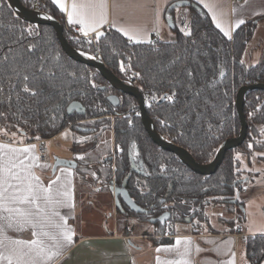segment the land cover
<instances>
[{"label":"trees","instance_id":"trees-1","mask_svg":"<svg viewBox=\"0 0 264 264\" xmlns=\"http://www.w3.org/2000/svg\"><path fill=\"white\" fill-rule=\"evenodd\" d=\"M20 2L58 20L72 47L100 59L118 78L133 80L144 94L156 130L200 164L213 161L222 142L239 135L241 123L235 109L238 90L246 84L264 83V62L248 67L241 61L258 19L239 27L229 39L198 4L191 3L190 35L175 29L172 41L131 43L113 29L92 39L79 36L67 28L64 14L50 0ZM28 28L33 29L31 35ZM5 55L7 61L3 60ZM13 63L20 69L19 76L9 71ZM23 75L29 77L30 92L23 91ZM114 92L95 68L76 62L64 52L52 27L22 20L8 0H0V128L24 133L29 142H37L57 136L72 122L75 125L71 128H77L85 139L78 140L83 146L90 143L87 136L94 130L82 125L85 120L114 116L108 129L114 131L115 170L113 173L112 161H108L111 158L105 157L96 174L109 187L113 176L117 186L127 190L143 210L136 213L142 223L169 216L165 223L158 220L153 224L157 236L165 235L167 224L208 222L206 207L241 205L236 197L241 186L238 155L248 157L264 149V91H251L246 96L244 113L248 123H253L246 140L228 151L218 170L208 176L195 173L175 154L149 139L133 97H125L126 103L117 108V114L107 101ZM74 101L85 107L84 115L67 113ZM127 112L130 116L125 118ZM250 137L258 143L250 144ZM79 152L84 155L87 151ZM134 152L139 172L131 169ZM85 159L86 165L76 160L80 174L84 166L98 162L92 156ZM119 208L128 218L135 213L123 204ZM246 252L249 264L264 263V234L247 237Z\"/></svg>","mask_w":264,"mask_h":264},{"label":"crops","instance_id":"crops-1","mask_svg":"<svg viewBox=\"0 0 264 264\" xmlns=\"http://www.w3.org/2000/svg\"><path fill=\"white\" fill-rule=\"evenodd\" d=\"M50 1L53 3V0ZM62 2L65 4V11H61L57 4H53L64 14L66 26H79L76 32L79 36L90 39L96 36L95 32H90L85 36L80 31L79 24H70L68 12L71 11L72 0H62ZM106 3L108 22L97 31L101 33L108 29L116 30L131 43L136 42L130 41L125 32H137L142 37H146L145 42L152 41L155 37L159 41H172L175 39V29H179L183 33L187 32V29H190L189 4L191 3L198 4L208 14L215 26L219 22L229 35L226 36L220 28L216 27L227 38L231 37L229 39H232L234 32L239 27L253 19H258L255 22L254 35L247 44L243 57L252 46V42L255 44L254 41L257 37L260 42H262L261 39L264 41V0H106ZM240 20H243L244 23L237 27ZM0 143H8L14 147L34 148L32 154L39 159L33 164L32 172L45 187L52 184L53 181H58L53 184V187H60L61 190H64L67 182L71 181V206H68L66 201L65 206L60 207L58 211L64 216L66 226L73 230V243L67 246L62 255L54 258L50 264H157V257L162 261L184 259L188 261V264H228L229 261L241 264L240 238L243 237L242 243L246 248L247 237L264 234V230H257L247 235L246 227L244 230L241 229L240 233L236 232L237 226L235 229L226 227L225 213L222 207V210L216 213L219 217L218 220H215L216 222L210 220L214 217L209 214L211 216L209 221L200 224L195 222L192 224L189 221L167 224L165 235L161 237L151 235L154 234L153 229L136 235L131 234L132 232H121L117 223L108 219V217H113L115 212L119 213L121 204L119 205L120 202L117 201L113 187H105L101 183L104 180H99L98 176H94L92 173H90L91 175L86 173V178L84 171L83 174L79 173L84 181L88 180L87 186H90L88 190L84 189L88 195H82L83 190L77 189L76 168L60 166L56 171H53L51 163L43 161L44 159L42 160L38 156V148L35 146L37 142L34 144L28 140L24 142L5 138V129L2 127L0 128ZM104 206L111 207L110 214L104 210ZM227 213L229 212L227 211ZM8 234L13 238L33 239L31 230L27 228L20 233L9 230ZM177 239L191 242L187 246L183 244L180 246V252H183L187 247V256L182 257L175 250L170 252L162 250L159 253L156 251L157 248L171 247L175 249ZM197 249L200 251L197 252ZM247 261L249 264L248 258Z\"/></svg>","mask_w":264,"mask_h":264},{"label":"snow or ice","instance_id":"snow-or-ice-1","mask_svg":"<svg viewBox=\"0 0 264 264\" xmlns=\"http://www.w3.org/2000/svg\"><path fill=\"white\" fill-rule=\"evenodd\" d=\"M53 3L57 4L61 11L66 10L62 0H53ZM68 21L70 24H79L83 35L95 32L99 37L102 33L97 30L108 22L106 0H72ZM242 23L244 21L240 20L236 26L239 27ZM216 26L226 36L229 35L219 22ZM26 31L31 35L33 29L28 28ZM125 35L136 43L146 40V37L137 32H125ZM185 35L190 33L185 32ZM11 39L12 37H9V40ZM9 51L11 52L10 45ZM3 60L7 61L8 56L5 55ZM9 71L12 75L19 76L20 69L17 64L10 65ZM22 79L25 82L23 91L30 92L27 86L28 75H23ZM31 94L35 95V92ZM166 98L172 100V96ZM33 152L32 147H14L8 143H0V264H50L73 243V230L66 226L64 216L58 211L60 207L65 206L66 201L68 206H71V181L67 182L64 190L53 187L58 181H53L45 187L32 172L33 164L39 159ZM26 228L31 230L33 239L13 238L8 234L9 230L20 233ZM190 243L188 240L177 239L175 249L157 248L156 251L159 253L162 250H175L183 257L188 255V249L185 247L184 251L180 252V246ZM199 251L197 249V252ZM157 264H188V261H162L157 257ZM228 264H234V261H229Z\"/></svg>","mask_w":264,"mask_h":264},{"label":"rangeland","instance_id":"rangeland-1","mask_svg":"<svg viewBox=\"0 0 264 264\" xmlns=\"http://www.w3.org/2000/svg\"><path fill=\"white\" fill-rule=\"evenodd\" d=\"M187 30V32H190V29ZM261 40L262 42H260L257 37L254 41L255 44H253L252 42V46L249 47V49L247 50V54L244 55L242 61L246 66H253L264 60V41L263 39ZM111 121H114V116H102L100 118L96 117L85 120L82 125L89 126V128L94 129H91V131L93 132L87 136V140L90 142L88 145H78V140L84 142L85 139L81 138V133L79 132V130H77V128L65 129L62 133L58 134L57 136L46 140L45 145L47 147V155L43 161L50 162L53 167L55 160L58 158L76 161L78 158L80 159V157H83V159L80 160L86 165L87 161L85 158H88V156H92L98 161L97 165H87L84 166L82 170L84 171L85 178L86 173L88 175H91L90 173H92L94 176H96V172L99 173L98 167L99 165H102L103 159L105 157H110V155L113 154L114 143L111 142L113 131L112 129H108L110 126L109 123H111ZM105 125L107 126L106 129H104ZM252 125L253 123L250 121L249 129L252 127ZM5 138L24 142H27L28 140V136L26 134L17 132L16 130L10 131L7 129L5 130ZM248 141L251 142L250 144H253L257 141V139L253 140L252 137H250ZM35 146L36 148L39 147L38 144H35ZM90 147H92V150H90ZM78 150L81 152H87H85L86 154L83 153L84 155H80V152ZM260 156L264 157V149L262 151H254L252 155L248 157L244 155L241 156L240 154L238 155V159H240L241 161L240 183L242 184V186L237 187L236 197L241 202V205L219 204L217 206L214 205L212 207H206L205 215L208 217V221L212 216L214 218L210 220H214V222H216L215 220L219 219L216 213L221 211L223 208V211L225 213L224 219L225 223L227 224L226 227L235 229V227L237 226L243 230L246 227L247 235H250L251 232H256L257 230H264V159H259L258 157ZM76 173L77 189L80 191L83 190L82 195H88V192L84 190H88L90 187L87 186L88 180L84 181L81 176H79V172L76 171ZM113 179L114 178L112 176V180ZM101 183L103 184L102 181ZM96 184V186H98V183ZM103 185L105 187H109V185L107 184ZM93 192L97 193L95 191ZM103 208L106 212L108 211V214H110V212L112 211L111 207L104 206ZM229 210H231L232 212L227 213V211ZM114 215L111 218L108 217V219L111 221H115L117 223L119 231L122 230L121 232H132L131 234L136 235L141 232L143 233L144 231L149 232V230L153 229L154 234L151 235L159 234L155 225H151L149 223H142L141 221H139L140 219L137 217L136 213L132 214L133 217L131 218H128V216L126 217L125 215H122L118 212H115ZM217 225L219 226V224ZM242 241L243 237L240 238L239 244L241 264H244V262L245 264H248L245 244L243 246Z\"/></svg>","mask_w":264,"mask_h":264},{"label":"water","instance_id":"water-1","mask_svg":"<svg viewBox=\"0 0 264 264\" xmlns=\"http://www.w3.org/2000/svg\"><path fill=\"white\" fill-rule=\"evenodd\" d=\"M8 2L14 9L16 15L22 20L36 26L52 27L56 33V36L64 52L71 59L81 64L95 68L110 83V85L113 86L115 89H117L119 92L135 97L138 101L141 121L152 141L161 149L175 154L180 159V161H182L195 173L201 175H207V176L214 174L218 170L221 163L223 162L226 153L232 149L241 146L246 140L249 129V124L246 119V115L244 113V104H245L246 96L251 91H255V90L264 91V83L259 82V83L246 84L238 90L235 97V109L241 123V130L239 135L236 137L228 138L224 142H222V144L219 146L216 152L213 161L207 164H200L194 159V157L186 149L165 139L162 135H160L157 132L152 122V119L147 114L142 92L136 89L134 86H131L125 83L124 81H122L120 78H118L100 59L98 60L96 57L91 56L87 53H84L72 47L70 43L67 41L64 35L63 26L60 24L58 20L47 14L40 13L36 10L27 8L20 2V0H8ZM108 101L111 104H113L114 107H116L119 104V99L117 95L109 96ZM85 112H86L85 107L80 102L77 101L71 102L67 107V113L69 115L73 113H77L78 115H84ZM60 166H65L71 169H75L77 168L78 163L74 160H66V159L58 158L55 160L53 164V171H56V169ZM113 190L115 192L116 197L118 198L120 196L124 204L127 205L131 211L135 213L143 212V210L134 203V201L131 199L127 190L124 187H116V188L113 187ZM232 202L235 203L236 201H232ZM168 217L169 216L167 214H164L159 219L151 220L150 223L154 224L158 220L163 223Z\"/></svg>","mask_w":264,"mask_h":264},{"label":"flooded vegetation","instance_id":"flooded-vegetation-1","mask_svg":"<svg viewBox=\"0 0 264 264\" xmlns=\"http://www.w3.org/2000/svg\"><path fill=\"white\" fill-rule=\"evenodd\" d=\"M122 80V79H121ZM122 81H124V80H122ZM125 83H127V84H129V85H131V86H134L136 89H138L137 88V86H136V84H135V82L133 81V80H126V81H124ZM115 89V88H114ZM139 90V89H138ZM115 91H116V93L114 92V93H110L108 96H107V101H108V97L109 96H111V95H117V97H118V99H119V104L116 106V107H114L113 106V104H111L109 101H108V103L111 105V107H113V109H120L119 107L120 106H122V105H124L126 102H125V97H133V96H130V95H126V94H123V93H121V92H119L117 89H115ZM140 91V90H139ZM142 92V91H141ZM142 95H143V98H144V102H145V108H146V105H147V101H146V99H145V97H144V94L142 93ZM136 101H137V99L135 98V97H133ZM131 107V106H130ZM118 109H117V111H116V113L118 114L119 112H118ZM137 109H138V115H139V117H140V110H139V105H138V101H137ZM146 111H147V109H146ZM130 112H127L126 113V115H125V118L126 117H128V116H130V114H129ZM147 114H148V112H147ZM149 115V114H148ZM140 121H141V117H140ZM153 122V121H152ZM141 124H142V127H143V129H144V131H145V133L147 134V136L149 137V139L152 141V139L150 138V136L148 135V133L146 132V130H145V128H144V126H143V123H142V121H141ZM154 124V123H153ZM249 124V123H248ZM154 127H155V125H154ZM113 131V130H112ZM158 132V131H157ZM159 133V132H158ZM160 134V133H159ZM161 135V134H160ZM99 138V137H98ZM111 142H113L114 143V131H113V136H112V139H111ZM153 142V141H152ZM154 143V142H153ZM155 144V143H154ZM156 145V144H155ZM157 146V145H156ZM157 147H159V146H157ZM160 148V147H159ZM133 159H131V169L132 170H134L135 172H139V171H141V169H140V167H139V164L137 163H135V160H136V162H137V157H136V152H134V155H133ZM110 158H111V165H112V172L114 173V170H115V151L113 150V154L110 156ZM242 185V184H241ZM110 187H114V188H116V187H119V186H117V184H116V182H115V179H113V181H112V183H111V185H110ZM119 200V205L120 204H123V205H125L124 204V202L122 201V199H121V197L119 196L118 198H117V201ZM123 202V203H122ZM127 208H129L127 205H125Z\"/></svg>","mask_w":264,"mask_h":264},{"label":"built area","instance_id":"built-area-1","mask_svg":"<svg viewBox=\"0 0 264 264\" xmlns=\"http://www.w3.org/2000/svg\"><path fill=\"white\" fill-rule=\"evenodd\" d=\"M67 28L76 33L78 28H79V26H73V27H68L67 26ZM154 41L158 42L159 39L157 37H155ZM72 125H75V123H72V122H68L67 123V127H71ZM37 144L39 145V147H38V156L40 157V159L43 160V159H45V157L47 155V147L45 145V141L37 142ZM236 232L240 233L241 232V228L237 227L236 228Z\"/></svg>","mask_w":264,"mask_h":264}]
</instances>
